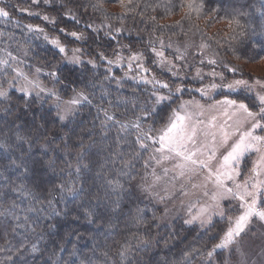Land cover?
<instances>
[{
    "label": "trees",
    "instance_id": "1",
    "mask_svg": "<svg viewBox=\"0 0 264 264\" xmlns=\"http://www.w3.org/2000/svg\"><path fill=\"white\" fill-rule=\"evenodd\" d=\"M0 2L9 12L7 17L0 16V33L3 34L0 35V59H7L10 65L5 66L6 71L0 70V88L7 89L9 94L7 98H0V142L6 146L0 148V249H3L0 264H12L7 260L8 256L20 264L17 249H21V245L26 264H129V261L145 264L149 258L152 264H206L207 252L223 234V226L216 222L204 230L176 221L167 228L158 230L155 224L149 228L153 216L158 218L156 223L161 224V209L139 201L131 190L152 146L149 140L145 141L149 145L147 150L137 148V130L132 123L139 122L145 131L149 126L154 128L162 124L171 105L176 104L183 93L174 95L171 102L158 105L155 116L145 118L141 113L150 108L126 103V99L122 100L125 93L115 88L101 92L100 87L114 82L130 88L136 85L134 88L140 99L152 95L150 92L153 91L163 94L165 89L142 79L158 77L152 70L153 59L146 52L149 41L155 37L180 39L197 34L211 44L220 58L233 64L234 57L243 61L264 57V52L253 49L251 43L244 46L240 40H234L228 25L233 10L249 14L242 18V23L253 20L260 0H207L204 14L197 18L193 12L191 20H181L186 9L178 7L180 0H172L177 7L171 14L166 13L168 0H134L130 5L134 11L127 15H123L115 0H104L100 11L92 8L96 0H64V9L68 7L66 13L71 15L58 12V23L73 24L75 20L66 18L74 16L86 29L83 32L85 39L79 42L88 55L81 56L84 61L81 65L63 63L61 55H54L55 50L37 32L28 31L25 26L33 24V20L20 15L18 10L26 7V0ZM217 6L221 8L219 16L206 25L211 9ZM153 16L155 22L151 20ZM178 20H181L179 27H157L174 25ZM256 23H259L258 19ZM214 24L213 33L207 31ZM194 25H198L200 31ZM115 29H121L120 33ZM65 41L66 44L76 43ZM137 47L144 48L147 57L140 64L149 71H143L135 61L131 63L126 59L125 55ZM9 53L16 59L9 57ZM97 53H103L105 59H100ZM88 60L95 61L96 66L88 64ZM57 67L61 69V80H74L75 83L64 87L44 72L40 79L61 97L78 91L88 97L68 123L57 118V110L50 98L26 97L17 90L18 78L12 80L16 75L13 68L32 74L37 68L48 73ZM70 69L73 71L69 72ZM165 82L173 89L182 84L180 80ZM145 92L148 95L144 96ZM127 98L133 101L136 95H127ZM25 99L31 102L26 113L18 110ZM105 112L113 119L108 120ZM137 117H140L139 121ZM121 124L129 126L121 130ZM18 136L23 139L18 140ZM81 146L84 151L78 155ZM134 151L141 155L131 160L134 167L126 168L124 162ZM13 160L15 165L11 164ZM132 177H135L134 181ZM109 180L119 181L122 188L113 192L108 186ZM69 187L75 189L71 195L67 191ZM138 209L142 216L139 224L134 219ZM86 213H92L96 222L89 225ZM157 231L165 237L174 231L176 237L167 248L162 247L164 241L161 239L160 247L152 246L147 252L137 249L139 241L133 236L151 240ZM126 243L132 246V252L122 261L118 252ZM33 245L38 249L34 253L30 251ZM73 251L75 256L70 255ZM184 253H189L187 261Z\"/></svg>",
    "mask_w": 264,
    "mask_h": 264
},
{
    "label": "snow or ice",
    "instance_id": "2",
    "mask_svg": "<svg viewBox=\"0 0 264 264\" xmlns=\"http://www.w3.org/2000/svg\"><path fill=\"white\" fill-rule=\"evenodd\" d=\"M38 0H32L33 4H36ZM55 0H43L45 5L50 3H54ZM115 3L119 4V7L123 13V15H127L129 12L134 11V8L130 7L134 3V0H115ZM207 0H180L178 7L186 9L184 12V16L181 20L188 19L191 20L193 12H195L197 18L202 16L205 11ZM63 6V5H61ZM104 0H96V3L92 5L94 10L100 11L103 10ZM177 7L172 0H168V6L166 8V13L171 14V12ZM21 12H27L29 15L39 16V13H32L26 8H18ZM221 8L219 6L213 7L208 18L205 20V24H211V22L219 16ZM65 15H71V13H65ZM249 14L244 11L233 10V14L228 17V25L233 33L234 40H240L241 44L247 46L248 43H251L253 49H258L259 52H264V0H260V7L256 9V17L253 20L248 21L247 23H242V18L247 17ZM0 16L7 17L9 16V12L5 10V8H0ZM122 18V17H121ZM43 21H47L51 24L56 23L55 17H50L48 15H44L41 17ZM73 19L75 17L73 16ZM259 20V23H256V20ZM151 20L155 22L156 17H151ZM181 20L175 22L174 25H166L161 24L157 25V27L163 28H171V27H179L181 26ZM79 23V21H76ZM29 32H37L44 33V29L39 25L28 24L25 26ZM87 27L92 28V25H88ZM197 31H200L198 25H194ZM95 31V29H93ZM60 33H63L65 37H72L75 40H83L85 39L83 33H79L76 31L68 32L64 28H60L58 30ZM115 31L120 32L121 29H115ZM0 35H3L0 33ZM107 35L110 38L111 33ZM44 40L52 46L55 50L54 55L64 54L67 51L66 46L61 42L58 37H53L49 39V36L44 33ZM163 40H160V44L163 45ZM169 48L172 47L171 44L168 45ZM209 45L207 43H201L199 45V49L201 55H203V51L207 49ZM187 48V46H186ZM73 55L71 57L64 56L63 59L67 61L69 64L73 65H81L84 63L82 57L77 55V53H81L82 49L74 48ZM158 60H154L153 63L157 64L159 67L169 66L167 70L171 73L172 77H178L179 72L173 70L175 65L173 61L168 59L165 56L164 51L157 50L155 47L151 49ZM257 52V55H259ZM177 55L175 59L177 61L185 59V52H181L179 48L176 49ZM233 54H235V50H233ZM13 60L15 57L11 56V53L8 54ZM100 59H105L103 53H97ZM130 61H137L141 59V54L134 53L131 57H129ZM88 64H91L93 67L96 66L95 61L88 60ZM108 63H112V61H108ZM203 63V60L201 61ZM209 65H217L218 61L216 59H209L207 61ZM10 67L7 59H0V70H5L6 67ZM138 68H141L143 71H149V69L143 68L142 64H137ZM224 68L227 72L235 73L237 69L235 67H230L228 64L224 65ZM13 72L16 75L12 78V80H16L18 77H23L25 81V85L19 87L17 90L22 92L27 97L30 94L31 90L39 89V92H47L49 95L57 96V100H59V96L52 89L42 88L38 81L29 80L28 77L20 70L13 68ZM41 71L40 68L36 69V72L39 73ZM73 70H69L72 72ZM61 69L59 67L55 68L54 71H50L46 73V75L50 76L53 81L60 83L64 87H68L70 84H74V80H66L63 81L60 79ZM197 77L201 80L203 76L201 75L200 70H197ZM212 77H219L221 81L225 79V76L221 72H216L213 70L208 73ZM107 79V77H106ZM145 79L146 83H154L159 85L160 89H167L168 95H164L159 91H153L152 95L155 97L152 102V107L148 110H145L141 113V115L145 118L155 116L159 111L158 105H163L165 102H171L172 97L176 94H182L184 92V87L182 84H178L174 89L171 87L170 83L157 80L153 78L152 80ZM9 85L12 86V81H9ZM256 86L260 88H264V82L259 79L255 80L254 83H249V81L244 79H237L232 81L231 83H220L217 84L215 82L210 83L208 85H204L200 88H196L195 91L200 93L201 97H209L210 92L214 91L218 88H227L231 91H235L239 88L248 89V91H253ZM75 92V89H73ZM39 92H37V96H39ZM7 89L0 88V98L8 97ZM88 97L85 95L83 91L75 92V95L69 99L66 104L68 108L66 111H71V107L80 104L82 101H87ZM256 100L259 103V111L254 112L250 109L249 105L243 101H237L228 99L225 97L222 100L215 101V106H224V111L222 115L227 118L225 124L220 125L218 129V133L220 136V145L223 146L229 143V139L231 136L238 135L239 139L235 140V142L231 143L230 148L219 158V163L216 165L215 170H213V162L217 159V132H207L204 129L200 128L199 125L202 124V121H192V114L188 112L186 109L189 105H191L192 101H181L176 108H173L171 112L166 117V123L157 130L158 135H151L150 133L153 131L152 127L149 126L148 130L145 131L139 122L132 123V127L135 128L136 131V140L135 144L138 149L147 150L149 145L145 141H153L154 143H158L159 147L154 148L155 153H159V159L156 158L155 155L149 156V160H155L156 164H160L162 161L175 160L174 170H176V175L174 179H184L195 174L199 170H208V176L206 177V181H212L215 185V191L212 193L211 204L201 205L193 215V210L196 209L195 204L189 205L187 208L188 217L183 220L184 225H193L199 224L201 229L207 230L212 226L213 216L219 215L223 218L225 214V210L221 208V202H227L229 200H238L239 207L242 209L241 213L235 218L229 217V222L231 226L224 232V234L220 237L218 243L214 244L211 249L207 252L205 257L206 264H212L214 253L217 249H227L231 250L233 245L239 243L242 236L246 233L249 225L251 224L253 219H256L262 223H264V179H260L259 177L264 175V135H256L255 131L257 129L264 131V94L257 93ZM197 103V107H202ZM58 107V105H56ZM31 108V102L25 99L23 104L18 109L21 112L26 113ZM183 111V113L181 112ZM105 115L108 120H112L113 117L108 115L105 112ZM240 116L242 120H252L253 123L251 127H249L246 131H240L239 127L235 128L233 131L229 132L226 130L228 127V121L232 120L233 117ZM41 117L40 119H42ZM57 118L60 121L66 119L65 114L58 113ZM17 119L19 117L17 116ZM140 117H137V121H139ZM216 120V117H212L209 121V126L216 127L213 123ZM36 122V118L34 117L33 123ZM242 121L238 120L237 124L239 125ZM155 123V121H153ZM128 124H121V130L127 128ZM39 127V125L37 126ZM203 134L204 136H211V143H202L200 147H196L198 143V136ZM55 136V133H53ZM18 140H22L23 137H17ZM189 145L192 147L190 148ZM6 147L2 142H0V148ZM84 151V147L81 146V152L78 155L82 154ZM258 154V158L253 161V166L249 170L250 175L246 177L243 181H238L237 177L244 175V162L247 159V156L250 154ZM141 155L139 151H134L132 156L128 161L124 162V166L134 167L131 164L132 159H136ZM206 156V159H202L200 157ZM147 165V161L145 162ZM11 164L15 165L16 161H11ZM84 167H88L84 165ZM76 171L79 173L80 168L78 167ZM168 169H164L165 175L168 173ZM160 177H156V180H159ZM132 181L135 180V177L131 178ZM108 186L111 188L113 192L122 188V185L119 181H107ZM131 183V181H130ZM229 183L232 184L229 187ZM61 190H64V187L61 185ZM193 187H198L197 185H193ZM68 193L71 195L75 192V189L69 187L67 189ZM186 194V193H185ZM208 193L205 192L204 195ZM165 197H160V200L163 201ZM183 203V202H182ZM118 206V205H117ZM168 210H164V214L159 217L160 220H164L167 215ZM136 222L139 224L142 220L141 210H137V216L134 217ZM157 217L153 216L152 221L149 222V228L152 224L156 225V228L159 230L160 228L169 227L167 224H159L156 223ZM86 221L89 225L96 222L95 217L92 213H86ZM111 227V225H109ZM176 237V233L169 232L167 237L157 231V234L149 239H142L139 237L133 236L132 238L138 239L139 243L137 249H143L145 252L149 251L152 246L160 247V240L163 239L164 248H167L174 238ZM23 245H21V249H17V255L20 257V264H26V261L23 259ZM3 251V249H0ZM31 252H36L38 249L35 245H33L30 249ZM195 251V250H193ZM132 252V246L130 244L121 245V248L118 252L121 260H125ZM70 255L75 256L76 253L73 251ZM106 255V254H105ZM185 261L189 259V253H184ZM8 261H12V264H16L13 261L12 256L7 257ZM83 264V262H81ZM131 264V261H129ZM145 264H152L151 258L145 262ZM260 264H264V259L260 261Z\"/></svg>",
    "mask_w": 264,
    "mask_h": 264
},
{
    "label": "rangeland",
    "instance_id": "3",
    "mask_svg": "<svg viewBox=\"0 0 264 264\" xmlns=\"http://www.w3.org/2000/svg\"><path fill=\"white\" fill-rule=\"evenodd\" d=\"M28 2L26 4V8L32 13H39V16L29 15L27 12L19 11L20 15H25L29 18H32L33 25H39L41 28L44 29V33L49 36V39L53 37H58L61 42L66 46L67 51L64 54H60L62 58V62L67 63L66 60L63 59L64 56L71 57L73 55L74 48L82 49L81 53H77V55L86 57L88 54H85L86 51L83 50V47H80L82 40H75L72 37H65L63 33H60L58 30L60 28L66 29L68 32L76 31L79 33H83L86 29L82 23H76V19H71L70 17L66 18L64 14H60L62 17H65L67 20H75L72 21L73 24H62L58 23L57 13L63 12L66 13V8L62 2L64 0H55L54 3H50L45 5L43 0H38L36 4L32 3V0H26ZM2 4V2H0ZM58 5H60L58 7ZM19 7V6H18ZM0 8H4L0 5ZM44 15H48L50 17H55L56 23L53 25L47 21H43L41 17ZM68 16V15H67ZM171 20V19H170ZM169 20V21H170ZM29 24V23H28ZM215 28V24L211 27L209 31L213 33V29ZM95 29V28H94ZM96 30V29H95ZM97 30H99L97 28ZM117 32V31H116ZM44 33H38L40 37L44 40ZM120 33V32H118ZM76 42L73 44H66V41ZM160 40H163V45L160 44ZM45 41V40H44ZM46 42V41H45ZM47 43V42H46ZM201 43H207L209 47L203 51V55H201L199 45ZM48 44V43H47ZM171 44L172 47L169 48L168 45ZM50 45V44H49ZM51 46V45H50ZM187 46V48H186ZM52 47V46H51ZM155 47L157 50H162L165 53V56L173 61L175 68L173 70L179 72L178 77H172L171 73L167 70L169 66L159 67L157 64H154V60H158L159 58L154 55L151 49ZM179 48L181 52H185L186 55L185 59L177 61L175 56L177 55L176 49ZM144 48H134L128 52L125 57L129 62V57H131L134 53L141 54V59L135 61V64L143 63L144 57H147V54L143 52ZM149 52L152 60V65L154 66V72L156 74L157 80L168 81L170 80H180L184 87V92L182 94V98L175 104H172L168 114L171 112L173 108H176L179 103L183 101H192L193 103L188 106L186 109L188 112L192 114V121L195 122L197 120L202 121L203 123L199 125L200 128L204 129L207 132H217V159L213 162V170H215L216 165L219 163V158L230 148L231 143L235 142V140L239 139L238 135L231 136L229 139V143L223 146L220 145V136L218 133V129L220 125L225 124L227 118L222 115L224 111V106H215V101L222 100L225 97L232 100L243 101L249 105L250 109L254 112L259 111V103L256 100V94H264V88H260L256 86L253 91H248L245 88H239L235 91H231L227 88H218L214 91L210 92L209 97H201L200 93L196 92V88H200L204 85H208L210 83H231L237 79H244L249 81V83H254L255 80L259 79L260 81L264 82V57H257L254 58L252 61L242 60L237 57H234L233 61L236 63H232V61H226L220 58V55L214 51V48L208 41L205 39L198 37L197 34L189 38H180V39H171V38H160L155 37L153 40L149 41V49L146 51ZM121 55V54H120ZM117 58L119 56H116ZM115 57V58H116ZM209 59H216L218 61L217 65H209L207 61ZM203 60V63L201 61ZM228 64L230 67H235L237 71L235 73L227 72L224 68V65ZM73 65V64H69ZM200 70L203 79L197 77L196 73L197 70ZM20 70V69H18ZM215 70L216 72H221L224 74L225 79L223 81L220 80L219 77H212L207 75L208 73ZM22 71V70H20ZM24 72V71H22ZM47 73V71H40L39 73L36 70L32 73H24L29 80H36L39 82L40 86L45 89H52L50 85H47L40 79L41 74ZM152 72V71H151ZM154 74V73H153ZM152 74V75H153ZM151 75V74H150ZM120 82L103 85L100 87L101 92H105L110 89H117L118 91L125 93L123 95L122 100L126 99V103L134 102L137 103V106H145L147 108L152 107V102L154 101L155 97L153 95H148V92H145L146 98L140 99L138 98V90L134 88L136 85L130 88L126 85H119ZM25 85V81L23 77H18L16 87L19 88ZM139 85V84H138ZM130 88V89H129ZM53 90V89H52ZM54 91V90H53ZM37 92L39 89H34L30 91L28 96H37ZM55 92V91H54ZM56 93V92H55ZM152 94V92H150ZM164 95H168V90H164ZM75 93L70 94L68 97H61L59 96V100H57V96L49 95L47 92H39L40 98H50L52 105L56 108L57 114H65L66 119L61 121L62 123H68L73 116L76 114L78 107L80 104L72 106L71 111H66L68 105L66 102L71 99ZM127 95L134 96L136 95V99L133 101H129L130 99L127 98ZM202 107H197V103ZM58 105V107L56 106ZM142 108V107H141ZM185 110H181L183 113ZM166 115V117L168 116ZM166 117L162 124L152 128L153 131L151 135H158L157 130L160 129L166 123ZM212 117H216V120L213 122L216 127L209 126V121ZM241 120L242 122L238 125L237 121ZM253 123L252 120H242V117L236 116L233 117L232 120L228 121V127L226 128L227 131L231 132L235 128L239 127L240 131H246L251 124ZM256 135H264V131L257 129L255 131ZM152 142V146L150 147V151L145 159L147 161V165L144 162V167L137 177V179L132 183L131 190L132 193L136 196V198L146 204H153L158 206L161 209L162 215L164 214V210L167 209V215L164 220H161V224H172L176 221L182 223L183 226L187 227H199V224L193 225H184L183 220L189 218L187 208L191 204L196 205V209L193 210V215L195 211L201 206L206 204H211V196L212 193L216 190L215 185L212 181H206V177L208 176V170H199L195 174L186 177L184 179H174L176 175V170H174V164L176 163L175 160L169 161H162L160 164H156L155 160H149V156L155 155L157 159H159L160 154L154 152V148L159 147L158 143ZM202 143H211V136H204L201 134L198 136V143L196 147H200ZM191 148L192 146L189 145ZM202 159H206V156L200 157ZM258 158V154H250L247 156V159L244 162V175L237 177L238 181H243L246 177H248L250 173V169L253 166V161ZM164 169H168L167 175L164 173ZM160 177L159 180H156V177ZM260 179H264V175L259 177ZM193 185H197L198 187H193ZM229 187L232 186L231 183L228 185ZM207 192V195L204 193ZM186 193V194H185ZM160 197H165L163 201L160 200ZM183 202V203H182ZM238 200H229L227 202H221V208L225 210V214L223 218L219 215L213 216V223L218 222V225L223 226V234L224 232L231 226L229 222V217L235 218L238 216L242 209L239 207ZM264 206V205H262ZM222 234V235H223ZM221 235V236H222ZM220 236V237H221ZM219 239H217L214 244L218 243ZM161 259V258H160ZM264 259V223L253 219L251 224L249 225L246 233L242 236L239 243L233 245L231 250L227 249H217L213 256V263L212 264H260V261ZM163 260V259H162Z\"/></svg>",
    "mask_w": 264,
    "mask_h": 264
}]
</instances>
